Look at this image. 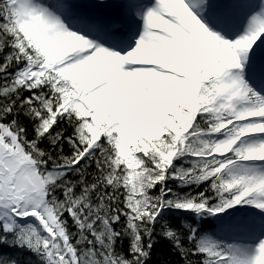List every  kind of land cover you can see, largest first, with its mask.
I'll return each mask as SVG.
<instances>
[{
    "label": "snow or ice",
    "instance_id": "6c2138e0",
    "mask_svg": "<svg viewBox=\"0 0 264 264\" xmlns=\"http://www.w3.org/2000/svg\"><path fill=\"white\" fill-rule=\"evenodd\" d=\"M262 44L264 0H0V264H264Z\"/></svg>",
    "mask_w": 264,
    "mask_h": 264
},
{
    "label": "trees",
    "instance_id": "16d2710c",
    "mask_svg": "<svg viewBox=\"0 0 264 264\" xmlns=\"http://www.w3.org/2000/svg\"><path fill=\"white\" fill-rule=\"evenodd\" d=\"M19 255V254H17ZM23 261L24 256H19ZM176 256L172 253V249L167 242L158 240L156 247L154 248L151 264H175Z\"/></svg>",
    "mask_w": 264,
    "mask_h": 264
}]
</instances>
